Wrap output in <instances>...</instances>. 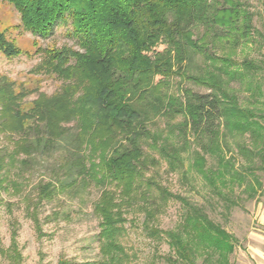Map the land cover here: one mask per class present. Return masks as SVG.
Masks as SVG:
<instances>
[{
	"label": "trees",
	"instance_id": "16d2710c",
	"mask_svg": "<svg viewBox=\"0 0 264 264\" xmlns=\"http://www.w3.org/2000/svg\"><path fill=\"white\" fill-rule=\"evenodd\" d=\"M7 1L18 12L20 25L33 35L46 38L54 27H64V34L81 49L67 45L43 49L41 69L64 78L63 83L55 94H39L28 105L24 100L28 92L0 74V187L9 182L18 190L16 180L1 176L7 166L20 163L27 168L34 155L52 162L50 178L39 180L34 194L24 196L37 232L38 208L44 201L94 186L100 189L93 203L99 256L94 263L81 264H129L131 256L121 238L127 232V214L134 208L143 213L141 229L148 237L167 238L175 254L166 256L171 264H192L199 248L208 255L216 252L219 264H228L234 248L231 235L201 207L146 173L160 163L152 151L174 168L180 152L170 139L182 137L185 144L187 128L197 141L208 138L194 150L192 161L207 178L210 169L204 152L217 151V194L228 199L222 188L245 179L234 159L224 154L222 127L246 135L238 150L249 168L264 169V113L240 105L237 95L229 92V83L238 74L230 69L235 64L232 52L221 56L209 50L212 39L233 51L235 33L249 36L248 0ZM21 51L0 31V52L11 56ZM196 55L210 62L192 75L188 71ZM216 60L222 64L215 66ZM175 76L190 78L209 92L197 93L179 84L172 91ZM177 116L182 119L175 121ZM158 117L163 126L154 129L151 125ZM72 121L74 130L65 125ZM2 137L9 141V150L1 146ZM253 180L247 188L254 193L261 183L256 176ZM172 198L187 208L183 222L179 228L162 230L155 224L156 215ZM10 248L15 258V244ZM59 264L70 262L61 259Z\"/></svg>",
	"mask_w": 264,
	"mask_h": 264
},
{
	"label": "rangeland",
	"instance_id": "374dc122",
	"mask_svg": "<svg viewBox=\"0 0 264 264\" xmlns=\"http://www.w3.org/2000/svg\"><path fill=\"white\" fill-rule=\"evenodd\" d=\"M247 9L252 25L249 36L244 38L235 33L238 42L233 51L227 46H220L217 40L210 37L214 43L209 42L213 44L209 50L221 56L232 52L235 64H232L230 69L238 70V74L230 81L229 92L237 95L240 105L258 114L264 113L262 0H248ZM64 30V27H54L52 34L46 38L33 35L20 25L19 14L13 5L7 0H0V31L5 32L6 37L22 49L21 53L11 56L0 52V74L14 80L17 89L22 87L28 92L24 97L26 105L39 94H55L63 83L64 78L49 75L41 69L40 64L46 59L43 49L67 45L81 51L74 40L64 34ZM244 60L251 63L250 66L246 65ZM205 62L210 61L202 60L196 55L193 67L188 72L198 75L201 72L198 66L201 67ZM214 64L217 66L222 63L216 60ZM223 78H226V75ZM173 79L170 85L172 91L176 90L179 84L197 93L209 92L207 87L193 82L190 78L175 76ZM181 119V116H177L175 121ZM153 123L152 128H161L163 119L158 117ZM65 125L74 130L73 121ZM221 131L224 133L221 136L224 154L234 159L235 168L245 176L241 183L235 180L226 188H222L228 199L217 194V151L204 152L205 166L210 169V179L199 173L192 164L194 150L200 144L207 143L208 138L202 137L197 141L198 136L190 128L186 131L185 144L182 137L171 136V145L180 152V160L174 168L169 169L165 158L152 151L156 158H160V163L155 170L150 169L146 174L155 176L157 182L170 192L187 198L192 206L201 207L214 223L219 224L231 235L234 248L228 255V264H253L254 254L264 253V169L249 168L246 156L238 150L237 145L247 140L246 135L230 133L226 127H222ZM1 146L8 150L10 148L5 137L1 138ZM22 157L24 156L19 158ZM256 161L258 164L259 161ZM50 162V158L34 155L27 168L17 163L15 166H7L1 172V176L18 182V190H14L9 182H4L0 187V264H59L61 259L68 260L70 264H81L94 263L98 259L99 227L98 218L93 213V203L100 193L98 187L89 186L79 192L57 193L50 200L44 201L38 208L40 233L28 215L24 196L34 194L33 188L39 180L50 178V174H53ZM255 176L261 185H255L256 192L253 193L247 185L254 182ZM186 209L179 200L169 199L162 210L157 212L156 226L162 230L179 228ZM142 219L143 213L138 208L127 214V232L121 241L131 256L129 264H171L166 256L175 254L167 238L148 237L141 229ZM12 243L16 248L15 258L12 257L14 251L10 248ZM216 257V252L208 255L203 248H199L195 250L192 264H219Z\"/></svg>",
	"mask_w": 264,
	"mask_h": 264
},
{
	"label": "crops",
	"instance_id": "0c3cea01",
	"mask_svg": "<svg viewBox=\"0 0 264 264\" xmlns=\"http://www.w3.org/2000/svg\"><path fill=\"white\" fill-rule=\"evenodd\" d=\"M253 264H264V253L262 254H254L253 256Z\"/></svg>",
	"mask_w": 264,
	"mask_h": 264
}]
</instances>
